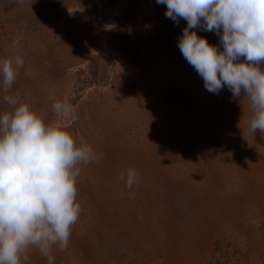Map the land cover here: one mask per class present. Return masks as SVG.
<instances>
[{
	"label": "rangeland",
	"instance_id": "obj_1",
	"mask_svg": "<svg viewBox=\"0 0 264 264\" xmlns=\"http://www.w3.org/2000/svg\"><path fill=\"white\" fill-rule=\"evenodd\" d=\"M165 10L0 0V59H24L11 92L46 122L49 97L67 96L77 114L67 131L100 157L80 166L81 213L54 264H264V134L249 132L246 97L205 90L177 46L186 21ZM195 31L222 50L216 34ZM129 168L131 190L119 178Z\"/></svg>",
	"mask_w": 264,
	"mask_h": 264
},
{
	"label": "clouds",
	"instance_id": "obj_2",
	"mask_svg": "<svg viewBox=\"0 0 264 264\" xmlns=\"http://www.w3.org/2000/svg\"><path fill=\"white\" fill-rule=\"evenodd\" d=\"M156 3L166 5L165 16L174 24L186 21L177 46L202 78L205 90L218 95L226 87L232 98L246 97L249 132L264 134V0ZM195 29L216 34L222 50ZM23 65L20 55L0 59V92L6 105L0 111V264H26L30 249L54 264L53 248H67L81 213L80 166L100 157L67 131L66 122L77 119L67 96L49 97L55 118L46 122L18 91L11 92ZM119 178L129 190L139 182L132 168Z\"/></svg>",
	"mask_w": 264,
	"mask_h": 264
}]
</instances>
